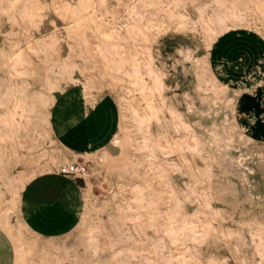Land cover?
Returning <instances> with one entry per match:
<instances>
[{"label":"bare ground","instance_id":"bare-ground-1","mask_svg":"<svg viewBox=\"0 0 264 264\" xmlns=\"http://www.w3.org/2000/svg\"><path fill=\"white\" fill-rule=\"evenodd\" d=\"M31 1L0 0V12L8 20L15 23L20 19L26 46L23 49L6 37L0 47V182L9 193V200L0 208V237L9 251L4 264H107L110 251H102L94 235L87 233L77 240L73 237L94 212L86 170L80 175L85 180L80 195L84 215L67 235L72 236L69 244L33 233L25 223L20 200L22 189L36 177L50 174L60 165H81L78 160L94 154L90 170L114 178L111 211L136 214L143 201L150 207L158 202V206L169 207L170 219L168 227L162 222L151 223L161 240L168 238L175 243L183 236L186 246H196L202 232L212 227L215 238L226 239L233 264H264V194L252 187L250 177L255 169L248 166L247 154L232 143L236 125L230 123L225 110L231 97L245 98L256 86H264V81L255 78L249 88L243 85L230 89L217 79L207 61L210 45L228 29L258 28L264 37V0H138L130 5L119 0L123 12L111 19L103 0H79L72 14L84 20L72 26L77 40L68 42L70 49L65 57L56 54L48 41L29 34L31 25L39 26ZM177 23L206 48L201 58L192 56V47L178 51L184 60H193L200 79L196 97L187 96L188 115L166 101L163 75L154 68L157 37L163 27ZM87 24L92 26L91 34L84 33ZM76 70L84 81L75 82L91 108L98 102L104 84L119 92L117 131L108 145L91 154L74 153L61 146L52 121L53 94L62 91L57 81L67 74L73 84ZM220 115L231 132L228 136H220L216 123ZM248 129L242 126L239 132L244 140ZM109 145L121 149L117 161L111 159ZM181 150L190 151L195 160L196 183V174L187 166V177L181 178L182 169L175 159V155L183 158ZM143 170H148L149 178L157 184L155 192L141 191L148 188L147 183L141 185ZM171 178L185 190V198L175 196ZM200 215L205 216L204 223H199ZM225 220L233 227L225 225ZM187 221L191 225L185 231L183 224ZM78 247L84 249L82 256ZM165 259L166 264H199L193 256L184 257L181 263L167 255Z\"/></svg>","mask_w":264,"mask_h":264},{"label":"rangeland","instance_id":"rangeland-1","mask_svg":"<svg viewBox=\"0 0 264 264\" xmlns=\"http://www.w3.org/2000/svg\"><path fill=\"white\" fill-rule=\"evenodd\" d=\"M118 1L103 0V5L105 4L106 12L109 14L107 16L110 19L112 16L120 17L123 12V7L118 4ZM133 1L138 0H123L125 5H130ZM79 4V0H32L30 7L37 11L39 26L36 28L35 25H31L29 34H34L36 39L51 43L53 50L60 57L67 56L70 49L68 42L77 40L72 35V26L84 20V18H74L72 14L73 11L78 9ZM87 25L84 33L91 34L92 26L90 24ZM75 30L77 31L78 27ZM162 30L160 36H158L159 38L157 37V44L153 47L155 56L154 68L163 75L164 87L162 95L175 109L184 115H188L186 111L187 96L196 97L200 79L196 73L195 66H193V60H184L178 51L192 47V56L201 58L206 48L202 45L201 40L192 34H186L180 28L179 23L170 27H163ZM6 37L12 43H18L23 49L26 47L22 39L20 19L18 18L13 23L0 12V47L6 43ZM210 46L207 55L208 64L217 79L230 89H236L238 86L243 85L249 88L251 80L255 78L264 81V76H262L264 74V37L258 28H253L252 30L242 28L228 29ZM73 77L75 80L71 84L67 80V74H64L63 79L57 81L62 91L53 94L55 103L51 112L57 137L64 127L73 123L74 125L68 128V131H70L76 125V117L83 107V116L88 109H91L86 104L81 89L75 82L77 80L84 81V78L78 70L73 73ZM252 91L245 98L232 99L230 95L231 99L227 103L225 110L230 123L236 125L234 130L236 140H233L232 143L243 154H247L248 166L255 169V174L250 177L252 187L256 193L264 194V86H256ZM98 93L100 96L97 97V101L102 97H110L116 105L118 91L115 92V90L104 84ZM90 101V99L87 100V102ZM249 119L252 121L250 122ZM203 121L205 124H209L206 118H203ZM59 122L66 124L63 127H59L56 125ZM216 123L218 124L221 137L231 134L221 115L217 118ZM242 126L249 128V134L245 140L239 135ZM152 128H154V125H152ZM185 139L188 141L187 138ZM61 143L64 144L62 140ZM209 144L212 146L211 142ZM108 149L111 159L117 161L121 149L111 145L108 146ZM96 151L92 150L87 153L91 154ZM180 153L183 158L181 159L178 155H175V159H177L178 166L182 169L181 178L185 179L187 177L186 169L188 167V171H193L196 174L195 180H193V183H196L199 178L198 172L194 171L196 170V163L191 152L181 150ZM92 158H96V154L88 156L87 160H78L90 174L91 192L89 196L91 198L89 200L95 204L92 207L94 212L88 216L81 229L73 236L74 238L76 236L75 240L87 233L94 235L101 250L107 249L110 251L111 256L109 255L107 264H166L165 255L171 257L172 261L179 263L183 261L184 257L193 256L194 260L198 261L199 264H233L227 250L226 239L224 237L215 238L216 231L212 227H208L205 230L206 232H202L203 237L196 246H186L183 236L175 243H172L168 238L161 240L159 232L153 230L151 223L162 222L168 227L170 221L168 206H158L157 202L156 206L150 207L145 200V202L143 201L142 209L136 214L124 211L118 214L111 211L109 202L112 200L113 191H115L114 178L101 177L99 174H94L90 170ZM53 171H55V168L51 170V172ZM147 171L143 170L141 174V182H143L141 185L147 183L148 188H141V191L145 190L144 193L155 192L157 184L151 181ZM66 179L70 181L68 185L74 194L72 195L65 191L56 205L46 211L39 212L38 215L43 216V218L35 221V226L45 238H51L57 242L64 241L65 244H69L72 236H67L66 233L75 226L77 214L78 220L84 215L83 201L80 195L83 193L85 180L82 176L80 179H72L70 177ZM184 179L181 181H184ZM235 179L233 181L237 182ZM75 186L78 188H75ZM171 186H173L172 190L175 196L185 198V190L179 187L173 179ZM0 195L1 208L4 201L9 200L7 186L1 182ZM166 201L168 202V200ZM214 204L223 206L219 202H214ZM134 206L136 207V205ZM224 207L227 206L224 205ZM151 208H155L156 211ZM188 215L191 216V212H188ZM199 219V223L206 221L204 215H200ZM228 221L225 220L224 223L231 227V223ZM194 224L198 225V222L195 221ZM183 225V229L188 231L191 223L187 221ZM214 241L218 243L217 246L214 245ZM185 249H197V251L186 252ZM77 250L82 256L83 247H78ZM8 252L0 237V253H2L0 255L2 256L1 259L3 258V264L7 262Z\"/></svg>","mask_w":264,"mask_h":264},{"label":"crops","instance_id":"crops-1","mask_svg":"<svg viewBox=\"0 0 264 264\" xmlns=\"http://www.w3.org/2000/svg\"><path fill=\"white\" fill-rule=\"evenodd\" d=\"M83 111L84 107L78 112L76 125L70 131H68V128L73 126V123L64 127L58 136V143L61 146L79 154L98 150L108 145L118 127L116 105L110 97H102L94 107L87 110L84 116ZM65 124L64 122L56 123L59 127H63ZM61 140L64 144L61 143ZM43 176L36 177L25 185L20 193V200L27 227L33 233L45 238L35 226V221L43 218L38 213L56 205L65 191L72 195L74 193L68 185L70 181L66 177L56 175L53 172ZM75 188L78 187L75 186ZM77 224L78 214L76 224L72 230ZM71 231L67 232L66 235Z\"/></svg>","mask_w":264,"mask_h":264},{"label":"built area","instance_id":"built-area-1","mask_svg":"<svg viewBox=\"0 0 264 264\" xmlns=\"http://www.w3.org/2000/svg\"><path fill=\"white\" fill-rule=\"evenodd\" d=\"M85 170L83 165L72 163L58 166L53 173L66 178L79 179Z\"/></svg>","mask_w":264,"mask_h":264}]
</instances>
